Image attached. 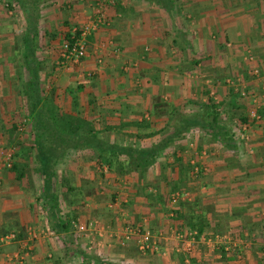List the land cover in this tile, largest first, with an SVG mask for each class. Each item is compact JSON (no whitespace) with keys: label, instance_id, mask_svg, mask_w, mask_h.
Masks as SVG:
<instances>
[{"label":"crops","instance_id":"1","mask_svg":"<svg viewBox=\"0 0 264 264\" xmlns=\"http://www.w3.org/2000/svg\"><path fill=\"white\" fill-rule=\"evenodd\" d=\"M173 1L89 8L97 26L86 54L70 76L64 69L53 81L65 93L54 102L66 109L75 103L109 143L149 149L175 137L143 172L111 170L91 149L69 151L57 164V210L48 207L29 149L31 127L23 129L30 142L17 138L23 130L10 114L20 112L18 101L0 93V235H15L0 244V264H264V114L249 117L264 112V0ZM5 67L0 89L16 87ZM209 99L234 147L199 126L175 131L183 116L202 114ZM196 216L206 222L200 233L188 224ZM65 218L67 231L58 222ZM91 219L99 224L86 232L71 226ZM126 224L149 229L155 250L122 241Z\"/></svg>","mask_w":264,"mask_h":264},{"label":"trees","instance_id":"2","mask_svg":"<svg viewBox=\"0 0 264 264\" xmlns=\"http://www.w3.org/2000/svg\"><path fill=\"white\" fill-rule=\"evenodd\" d=\"M21 11L25 20V29L21 43L22 69L24 75L21 86V96L24 98L27 112L25 116L30 120L32 144L29 149L34 154L36 163V172L43 177V192L41 198L48 207L57 210L56 202L59 192H56L57 184V164L63 160L65 156L70 154L69 151L80 149H91L96 158L97 163L107 164L109 169H121L136 172H143L149 166L156 162L160 152L164 150L169 142L175 137H165L157 142L149 149H135L131 146H120L116 143H109L98 136L97 131H92L89 120L76 114L61 112L60 107L54 102L51 92L45 93L40 81L39 72L41 70L42 61L37 57V30L39 26L38 9H42V1L44 0H10ZM152 3H164L169 5L173 0H149ZM33 3H36L34 6ZM37 7V8H36ZM36 10L34 11V9ZM80 29L64 35L63 43L68 42L70 46L79 38ZM71 106L70 112L73 111ZM202 114L197 116H183L175 126V131H188L196 126L204 130H210L212 138L225 143L229 147H234V135L231 128L223 121H220L217 103L209 99L206 103ZM69 111V110H68ZM261 116L263 111L258 110ZM64 122V123H63ZM80 127H86L80 129ZM176 132V133H177ZM178 132V133H179ZM151 136V135H149ZM175 136V134L173 135ZM28 152V151H27ZM124 156L121 160L119 156ZM114 166V167H112ZM12 169L18 171L16 165H12ZM192 172L195 173L194 169ZM199 172V169L196 171ZM23 173L18 174L21 177ZM70 188L66 187L65 192H69ZM188 224L202 232L206 222L199 216L191 218ZM195 219H197L195 221ZM60 228L67 231L70 226V220L66 219L58 221Z\"/></svg>","mask_w":264,"mask_h":264},{"label":"rangeland","instance_id":"3","mask_svg":"<svg viewBox=\"0 0 264 264\" xmlns=\"http://www.w3.org/2000/svg\"><path fill=\"white\" fill-rule=\"evenodd\" d=\"M70 1L71 0H48L43 2L42 9H38V13L40 12L39 15L41 17L39 18V28L36 32V54L38 59L42 61V65L44 67L41 72V83L43 85L44 92H51L53 96H56L55 99L59 101L62 100L61 96L65 93L62 91V88H59V92L57 93L56 88L58 87L54 85L53 81H55L57 77L63 78L62 71L64 69H67L68 75L70 76L69 71L71 70L72 72L74 70L73 68L71 69V67H75L74 62H64L61 59L60 53L64 35L70 32V30L81 29L90 21L89 17L92 16L94 12L90 13L89 8L94 7L101 13L108 7L106 3H113L114 0H96V2L99 3L97 5L95 3H92L94 0H74L76 1V3H71ZM114 3H118V0H115ZM187 3H189V0ZM33 4L34 6L36 5V3ZM36 8L34 9V11L36 10ZM86 10L89 11L86 12V15L88 14V17H86V15H82L83 11ZM25 27L26 25L24 17L18 7L10 0H0V64H2V66H6L4 68V72L5 74H7V79H10L12 77L15 80V76L17 79L15 80L16 87H3L0 89V93L2 94L1 96L4 97L3 99L8 98L7 96L14 98L16 97L18 103L15 102L14 104L18 106V108H20V112H16V114L10 115H14V118H16V121H18L19 127H21L22 130L25 127L30 126V120L28 118H26V120L25 118L22 120V118L25 117L27 109L25 106L24 98H22L20 91L23 83L22 77L25 74L23 69L21 68L22 58L20 53ZM85 44H87V42ZM86 77L88 80V76L85 75V78ZM82 79L84 80V78ZM11 83L12 80H10V84ZM7 92H9L10 94H8ZM58 96L59 99L57 98ZM69 98L70 97L67 96V100ZM7 106H9V104ZM9 107L15 106L10 103ZM63 109L65 111H63ZM60 110L61 112H69L73 115L77 113L76 111H78L76 106L75 108L74 106L72 107L73 111L71 112L70 109L63 108L62 106L60 107ZM19 113L21 115H19ZM249 115V117L252 116L251 112H249ZM7 122L9 121L7 120ZM233 124L238 125L244 123L238 122ZM84 128L86 127H80V129ZM18 132L21 133L17 134V138L19 140L21 139L23 141L30 142V135L28 137L24 130ZM194 144L196 145L195 139ZM72 238L74 239V235L71 236V240H73ZM260 263L261 262H254V264Z\"/></svg>","mask_w":264,"mask_h":264},{"label":"built area","instance_id":"4","mask_svg":"<svg viewBox=\"0 0 264 264\" xmlns=\"http://www.w3.org/2000/svg\"><path fill=\"white\" fill-rule=\"evenodd\" d=\"M97 24L94 20L89 21L86 25H84L80 30V36L79 38L70 46V44L67 42H64L62 44L61 48V59L66 61H71L74 63L79 62L86 54V36L96 29ZM257 71L254 72L256 74ZM251 115L253 117H257V111L253 110ZM241 138H245L244 135H240ZM11 153L5 152L4 153V159L3 163L6 167L11 166ZM194 171H197V168L194 169ZM179 193L173 194L171 197V201H175L179 197ZM98 223L97 220L91 219L88 222L83 223H77V222H71V226L73 229H75L78 233L86 232L89 227H95ZM101 229H103L106 232H111V229L109 226H104ZM120 238L122 241H129L131 239L135 240V244L137 246V249L141 252H146L150 250H155L156 247V241L154 239V234L144 227L138 226V225H132V224H126L122 227L120 230ZM13 239H15L14 233H5L0 235V244L10 242Z\"/></svg>","mask_w":264,"mask_h":264}]
</instances>
